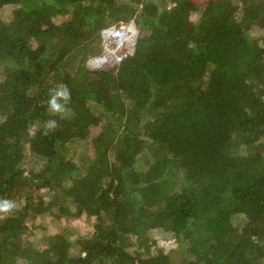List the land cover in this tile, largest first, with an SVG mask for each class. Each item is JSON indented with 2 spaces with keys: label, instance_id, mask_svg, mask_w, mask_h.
Returning a JSON list of instances; mask_svg holds the SVG:
<instances>
[{
  "label": "trees",
  "instance_id": "16d2710c",
  "mask_svg": "<svg viewBox=\"0 0 264 264\" xmlns=\"http://www.w3.org/2000/svg\"><path fill=\"white\" fill-rule=\"evenodd\" d=\"M131 21L134 54L90 68ZM4 198L0 264H264V0H0Z\"/></svg>",
  "mask_w": 264,
  "mask_h": 264
},
{
  "label": "built area",
  "instance_id": "2783aa9c",
  "mask_svg": "<svg viewBox=\"0 0 264 264\" xmlns=\"http://www.w3.org/2000/svg\"><path fill=\"white\" fill-rule=\"evenodd\" d=\"M137 36L138 29L133 21L104 28V53L89 59L90 68L100 69L120 63L125 57L134 54Z\"/></svg>",
  "mask_w": 264,
  "mask_h": 264
},
{
  "label": "rangeland",
  "instance_id": "374dc122",
  "mask_svg": "<svg viewBox=\"0 0 264 264\" xmlns=\"http://www.w3.org/2000/svg\"><path fill=\"white\" fill-rule=\"evenodd\" d=\"M11 9L10 7H7L5 10H4V14L9 17L10 15V12H11ZM193 19L195 21L198 20V17L197 16H194ZM90 59V58H89ZM88 66L90 67L89 65V60L87 62ZM99 126H92V132L93 133H96L98 130H99ZM27 148L29 150V146L27 145ZM80 148V147H79ZM80 149H83V151H90V144L87 143L83 148H80ZM140 163L142 165V167H147L148 164H146V158L142 155L140 157ZM38 220H41L44 225H46L48 227V231L49 232H57V231H64V228H67L69 230V232L71 233V236H76V235H79V234H88L89 231H92L93 230V219L92 218H89V217H84V218H81V219H71L69 220L68 222V225H65L63 223H65L64 221H57L55 218H47L46 216H44L43 218L41 217H37ZM57 221V223H56ZM58 223H60L59 225H57ZM164 230H161V228H155V229H152L151 231V234L157 238V240L160 242V244L166 245L167 243V236L168 234L164 235ZM36 232V237H39L41 235V232H43V229H36L35 230ZM22 261V260H21Z\"/></svg>",
  "mask_w": 264,
  "mask_h": 264
},
{
  "label": "clouds",
  "instance_id": "9594fccd",
  "mask_svg": "<svg viewBox=\"0 0 264 264\" xmlns=\"http://www.w3.org/2000/svg\"><path fill=\"white\" fill-rule=\"evenodd\" d=\"M95 57V56H93ZM92 58V57H91ZM89 60V59H88ZM88 62V61H87ZM71 93L66 86H60L55 89L48 100L49 108L56 112L61 113L64 111L65 103L70 99ZM49 129L56 126L55 120H50L46 125ZM16 207L15 201L11 199H0V214L9 213L12 209Z\"/></svg>",
  "mask_w": 264,
  "mask_h": 264
}]
</instances>
